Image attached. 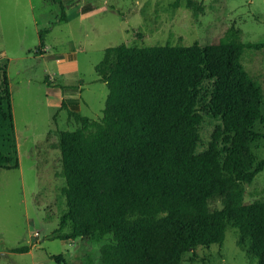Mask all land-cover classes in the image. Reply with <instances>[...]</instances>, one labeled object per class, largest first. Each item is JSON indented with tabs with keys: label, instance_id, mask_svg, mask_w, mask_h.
Segmentation results:
<instances>
[{
	"label": "trees",
	"instance_id": "16d2710c",
	"mask_svg": "<svg viewBox=\"0 0 264 264\" xmlns=\"http://www.w3.org/2000/svg\"><path fill=\"white\" fill-rule=\"evenodd\" d=\"M47 29L39 31L40 45ZM244 43L226 36L175 46L108 47L94 71L107 95L100 121L72 116L79 127L61 130L64 240L110 234L111 252L87 264H181L196 246L221 245L232 226L264 264V201L243 203L241 184L264 169L249 142L263 120L260 85L243 69ZM0 119L12 126L6 70L0 67ZM55 88L64 89L57 85ZM201 110L215 123L199 148ZM0 153V168L17 157ZM219 201V206L210 204ZM28 247L14 252H27Z\"/></svg>",
	"mask_w": 264,
	"mask_h": 264
},
{
	"label": "rangeland",
	"instance_id": "374dc122",
	"mask_svg": "<svg viewBox=\"0 0 264 264\" xmlns=\"http://www.w3.org/2000/svg\"><path fill=\"white\" fill-rule=\"evenodd\" d=\"M47 29L40 45L39 31ZM230 36L264 42V0H0V67L7 74L13 130L0 119V153L17 157L0 168V264H87L111 252L110 234L64 240L61 130H75L72 110L100 121L107 88L94 71L106 48L200 44ZM241 65L263 94L262 121L249 142L254 162L264 157V48L244 49ZM1 80V71H0ZM62 85L64 88H55ZM203 148L215 123L200 111ZM243 203L264 201V169L241 184ZM219 201L210 204L219 206ZM221 245L196 246L181 264H256L237 228ZM28 247L27 252H14Z\"/></svg>",
	"mask_w": 264,
	"mask_h": 264
}]
</instances>
